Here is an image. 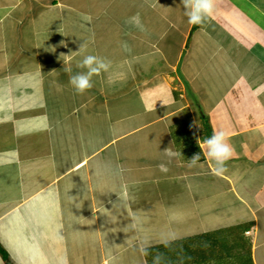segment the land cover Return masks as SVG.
Wrapping results in <instances>:
<instances>
[{"label": "crops", "instance_id": "1", "mask_svg": "<svg viewBox=\"0 0 264 264\" xmlns=\"http://www.w3.org/2000/svg\"><path fill=\"white\" fill-rule=\"evenodd\" d=\"M86 55L110 67L81 95ZM0 246L10 264H264V0H215L200 25L182 0H0Z\"/></svg>", "mask_w": 264, "mask_h": 264}, {"label": "clouds", "instance_id": "2", "mask_svg": "<svg viewBox=\"0 0 264 264\" xmlns=\"http://www.w3.org/2000/svg\"><path fill=\"white\" fill-rule=\"evenodd\" d=\"M182 4L185 9V15L188 17V22L192 25L204 23L214 13L215 0H182ZM83 47L84 45H81V48ZM78 67L86 69V71L71 75L69 83L77 94L82 95L93 87L92 77L94 75L108 71L110 62L95 55H86L78 62ZM66 71H71V69L66 68ZM204 143L207 147V154L214 161L217 172L226 171V163L232 158L233 148L228 143V138L224 132L214 131L213 135ZM198 159V155L194 156L191 159L192 164L195 165ZM168 242L166 241V246ZM162 259V254H158L154 257L153 264H161Z\"/></svg>", "mask_w": 264, "mask_h": 264}, {"label": "rangeland", "instance_id": "3", "mask_svg": "<svg viewBox=\"0 0 264 264\" xmlns=\"http://www.w3.org/2000/svg\"><path fill=\"white\" fill-rule=\"evenodd\" d=\"M116 240H118V245H119V248L121 247L122 245V237L119 236V237H113V244H116ZM117 254L114 256V260H113V264H139L141 259H136V257L134 256L132 258V253H130L131 251L127 252V251H124V250H119V251H116ZM125 257H128V261L125 260Z\"/></svg>", "mask_w": 264, "mask_h": 264}, {"label": "trees", "instance_id": "4", "mask_svg": "<svg viewBox=\"0 0 264 264\" xmlns=\"http://www.w3.org/2000/svg\"><path fill=\"white\" fill-rule=\"evenodd\" d=\"M0 254L2 256V258L8 263L10 264L9 258L7 253L5 252V250L0 246Z\"/></svg>", "mask_w": 264, "mask_h": 264}]
</instances>
